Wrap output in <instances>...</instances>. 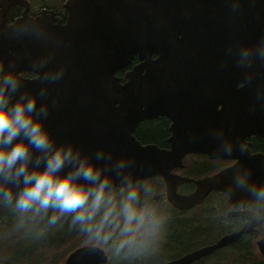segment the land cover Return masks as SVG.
Listing matches in <instances>:
<instances>
[{"label":"water","instance_id":"95a60500","mask_svg":"<svg viewBox=\"0 0 264 264\" xmlns=\"http://www.w3.org/2000/svg\"><path fill=\"white\" fill-rule=\"evenodd\" d=\"M65 7V24L55 12L10 25L8 11L0 14L1 68L19 81L11 100L38 95L56 144L95 160L117 186L124 175L135 182L162 176L169 200L182 208L213 189L230 192L235 201L242 189L252 196L241 185L231 186L237 172H247L249 183L264 184V153L245 160L259 179L239 162L197 180L188 195L176 188L189 179L172 173L189 151L228 156L247 136L264 137V0H67ZM136 58L122 83L117 72ZM24 69L38 77H22ZM160 116L171 122L170 148L143 144L135 134L140 122ZM121 162L123 171L116 167ZM73 164L67 160L64 171ZM244 232L166 264H190ZM258 244L264 255V237ZM107 261L102 247L86 245L64 264Z\"/></svg>","mask_w":264,"mask_h":264},{"label":"clouds","instance_id":"9594fccd","mask_svg":"<svg viewBox=\"0 0 264 264\" xmlns=\"http://www.w3.org/2000/svg\"><path fill=\"white\" fill-rule=\"evenodd\" d=\"M18 88L14 76L0 78V205L17 214V227L41 234L70 214L72 226L114 257L153 255L167 217L152 203L151 185L137 187L127 175L114 185L112 174L95 160L56 144L43 123L46 109L37 107L38 95L12 102ZM69 159L74 164L65 172ZM116 167L123 171L126 165ZM240 176V185L254 197L244 208L251 219L264 222V184L249 183L247 172Z\"/></svg>","mask_w":264,"mask_h":264},{"label":"trees","instance_id":"16d2710c","mask_svg":"<svg viewBox=\"0 0 264 264\" xmlns=\"http://www.w3.org/2000/svg\"><path fill=\"white\" fill-rule=\"evenodd\" d=\"M11 17L17 15L14 11ZM137 61V60H136ZM129 66V68H131ZM127 69L118 72V76L123 81L126 80L125 73ZM170 121L165 117L149 119L142 121L138 124L135 134L137 138L143 143H158L162 146L167 145V137L169 136ZM264 143V141L262 140ZM254 146L257 149H262L263 144H256ZM264 149V148H263ZM222 164L215 160H211L205 157L202 160L198 158L190 159V162L186 163V169H184L186 175L190 177H199L216 171L221 168ZM161 178H146L136 182V186L139 187L142 184H149L153 189L154 199H161L162 184ZM214 194V193H213ZM218 196V197H217ZM217 200H220L219 194L216 195ZM5 217L7 227L3 228L0 232V264H55L56 261L64 257L72 248L80 245L85 239H87L78 228L72 226L70 222V214L62 217V219L53 226L45 227L41 234L37 233V230L33 227H17V214L10 208L0 205V219ZM216 216L214 214H205L202 221H199L197 217L192 216L186 218V226L180 232V226L171 222V231L173 230L175 238L178 233L182 236L181 240L184 241V245L176 246L175 248L164 247L165 250L158 252L153 258H146L147 261H154V259L163 258V254L166 256H179L184 252L189 251L201 244L213 242L217 237L209 231H215L218 229L216 225ZM2 230V229H1ZM173 243V240H171ZM176 244V243H175ZM177 245V244H176ZM247 245L249 241L240 247L241 258L239 264H264V261L254 263L253 260L248 258V252L246 253ZM164 251H171L166 254ZM123 264H134V258H122ZM159 260L158 262H162ZM41 262V263H40ZM143 264V263H142ZM198 264V263H196Z\"/></svg>","mask_w":264,"mask_h":264},{"label":"flooded vegetation","instance_id":"af4514ba","mask_svg":"<svg viewBox=\"0 0 264 264\" xmlns=\"http://www.w3.org/2000/svg\"><path fill=\"white\" fill-rule=\"evenodd\" d=\"M31 4V12L32 14H36L39 12L41 9L47 7V8H53L55 9L56 13L61 15L63 17V23L66 22V10L64 8V3L65 0H29ZM62 1V2H61ZM24 4L22 0H0V11L3 9H9V12L11 11H17L18 14H21L24 10ZM11 20V19H10ZM26 76H33L32 74L24 73ZM264 138L253 136L248 139V142H250V149L254 150V152H259L264 150ZM254 143L258 144H263L262 149H257L254 146ZM206 156H200L198 158L199 160L204 159ZM186 169V167L184 168ZM208 175V174H207ZM204 175H201L197 178H202ZM191 189L189 191H184L180 188V191L182 192H190L194 190L195 185L192 183ZM221 196L220 200H217L216 195ZM254 198L249 199L248 201L240 200L238 202H233L230 200V197L227 196L226 193L221 192V191H214V194H210V196H207L201 203L193 205L190 207L188 210L189 214L186 213H176L174 211H170L169 213H165L167 220L162 232V235L158 241V244L156 246V251L152 255V258L154 255L158 252H161L164 249V247H170L175 248L176 246H182L184 245V241L181 240L182 236L178 235L175 237L177 238L176 240L172 239L171 236L174 235L173 230L171 231V222L173 224H178L180 226V232H182V229L185 228L186 226V218L195 216L198 218L199 221L203 220V217L205 214H214L216 216V225L218 226L215 231H209L213 235H215L217 238L213 241L215 242L218 238H220L222 235L227 234L229 232H234V231H239L243 229V227L248 223V215L249 212L244 208L249 205H251L254 201ZM264 222H261V224L258 225L257 229L256 226L254 227V231L252 234L244 235L238 242L232 243L226 247H223L221 249H218L214 251L212 254H210L207 257L198 259L190 264H217V258L223 257L230 254L232 252V249L236 248L237 245H242L246 243V239L250 241L251 245H247L246 250H244L247 254L248 257L252 256L254 257L255 254L260 256L259 248L255 243L256 237H261L264 234ZM173 240V243L172 241ZM210 242V243H213ZM177 245H176V244ZM209 244V243H206ZM205 244H201L193 249H190L189 251H193L195 249H198L202 247ZM161 259H156L152 264H159L158 262ZM166 261V260H164ZM162 261V262H164ZM259 261H264L261 259H256L254 263H257Z\"/></svg>","mask_w":264,"mask_h":264},{"label":"rangeland","instance_id":"374dc122","mask_svg":"<svg viewBox=\"0 0 264 264\" xmlns=\"http://www.w3.org/2000/svg\"><path fill=\"white\" fill-rule=\"evenodd\" d=\"M2 223H4V219L1 221L0 220V226H2L3 224ZM91 243H94V242H91ZM106 250H107V252L109 253V256H110V264H123L122 263V258H118V257H114L113 255H112V253H111V251L107 248V247H104ZM172 250V249H171ZM166 254H169L171 251H164ZM67 256H68V253H67ZM163 256H165V254H163ZM162 256V257H163ZM152 258V255L150 256V259ZM135 259V258H134ZM60 260H62V258L61 259H59L58 261H60ZM148 259H135V261H134V264H152L156 259H154V261H152L151 262V260L150 261H147ZM165 259L163 258V261H164ZM41 263V262H40ZM109 263V262H108ZM48 264H51L50 262H48ZM129 264H130V262H129Z\"/></svg>","mask_w":264,"mask_h":264}]
</instances>
